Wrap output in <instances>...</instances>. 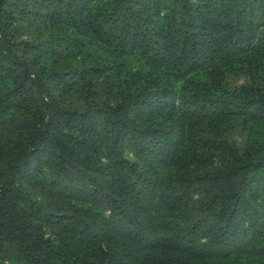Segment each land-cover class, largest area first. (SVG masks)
<instances>
[{"label": "trees", "instance_id": "1", "mask_svg": "<svg viewBox=\"0 0 264 264\" xmlns=\"http://www.w3.org/2000/svg\"><path fill=\"white\" fill-rule=\"evenodd\" d=\"M0 264H264V0H0Z\"/></svg>", "mask_w": 264, "mask_h": 264}]
</instances>
